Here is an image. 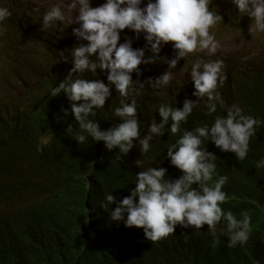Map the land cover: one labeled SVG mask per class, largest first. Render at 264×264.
<instances>
[{"label":"clouds","instance_id":"clouds-1","mask_svg":"<svg viewBox=\"0 0 264 264\" xmlns=\"http://www.w3.org/2000/svg\"><path fill=\"white\" fill-rule=\"evenodd\" d=\"M230 2L238 16L252 21L249 33H264V0ZM77 3L73 23L79 26L72 34L85 42L77 46L36 30L32 20L18 25L23 40L58 60L52 57V63L31 71L29 78L38 88L50 90L54 103L70 104L79 128L74 137L77 161L55 190L61 220L55 229L38 219L27 221L21 236L26 252L51 244H80L79 254H93V264H111L114 254L134 264H175L167 256L155 259L150 246L180 229L185 230L181 237H194L182 247L191 257L206 254L205 244L224 239L232 263L242 258L244 264H264V244L247 253L254 247L249 241L251 216L244 213L238 219L221 207L228 176L214 180L225 158L255 157L250 150L262 139L257 130L264 129V121L259 124L239 105L226 104L217 91L227 80L223 60L228 56L198 60L191 70L178 68L189 54L188 63L198 52L216 55L219 44L210 29L223 17L209 6L218 5L217 0H104L97 7L90 6L91 0H72L69 10ZM11 16L8 7H0V24ZM64 19L60 7L53 5L42 17L41 31ZM127 29L135 39L143 35L144 47L133 48L128 38L119 43ZM104 72L101 80L85 76ZM182 89L188 96L177 100ZM165 94L175 97L174 105L162 104ZM201 99L206 100V115L216 113L218 106L219 114L206 124H188ZM158 105L159 122L154 113ZM68 114L65 109V117ZM72 131L70 124L67 132ZM166 132L167 141L174 143L161 161L168 159L179 170L178 177L166 175L164 167L148 168L140 158ZM256 167L262 168L258 174L263 172L264 158ZM126 242L136 247L132 256L118 249ZM79 258L75 256L77 264H84L85 258Z\"/></svg>","mask_w":264,"mask_h":264},{"label":"trees","instance_id":"trees-1","mask_svg":"<svg viewBox=\"0 0 264 264\" xmlns=\"http://www.w3.org/2000/svg\"><path fill=\"white\" fill-rule=\"evenodd\" d=\"M218 5L209 6V9L218 12L223 21L215 25L210 31L217 33L220 26L234 28L240 26L237 9L230 0H217ZM28 7V6H27ZM26 10V9H25ZM223 11L229 12L223 14ZM25 18L24 16H20ZM247 17V16H246ZM242 20L244 25L248 21ZM18 15L10 17L11 23L6 30L0 33V73L4 77L1 82H14L13 92H8L0 99V264H77L75 256L85 258L78 248L80 244L68 247L63 244L43 246L36 253L26 252V244L21 242L23 227L27 221L35 219L44 224H50L55 229L61 220V207L55 195L58 183L74 167L77 161L75 133L79 128L70 112V104H56L50 99V90L42 86L37 87L31 81L29 73L42 68L48 62V56L35 50L30 42L23 40V31L18 25L27 22ZM9 19V20H10ZM243 37L248 44L242 49L234 51L224 58V71L227 80L217 91L225 103L232 102L244 109L245 114L258 119L259 124L264 121V42L260 33H249V24L244 25ZM130 30L121 32L119 43L126 38L132 39L133 48L145 45L143 35L139 39ZM25 42H23V41ZM19 43L23 46H20ZM251 52L250 50H253ZM41 57V58H40ZM214 60L206 54H196L187 64L179 63L180 67L191 70L198 60ZM52 66L53 65H48ZM180 74L184 78V74ZM106 72L98 76L85 73L88 79H104ZM107 83V81L105 82ZM190 80L185 81L186 90L189 89ZM45 90V91H44ZM164 103L174 105L173 95L165 94ZM188 96L181 90L177 100ZM206 100L201 99L188 124H206L219 114L217 112L206 115ZM161 105V104H160ZM154 113L157 122L159 114ZM68 109L67 117L64 110ZM72 132H67L69 125ZM170 133L161 137V142L154 139L147 155H140L146 167H164L166 175L178 177L180 172L171 166L168 159L161 161L167 152V146L172 141ZM262 137L259 145L254 149L253 156L247 155L243 161L230 157L220 163L223 169L217 167L214 180L217 176H228V183L223 191L227 194L225 202L221 205L225 212H231L238 219L244 213L251 216V235L249 241L254 244L247 253H252L256 246L264 244V170L257 168L256 164L264 158V129L257 130ZM249 152V153H250ZM250 159V160H249ZM213 180V182H214ZM223 223V222H222ZM180 229L167 240L150 246L155 259L169 257L175 264H234L228 259L231 248L223 239L220 243H207L204 246L206 254L200 257L189 255L182 247L193 240V236L181 237ZM115 240V239H114ZM112 240V241H114ZM130 242L120 243L118 249L126 256L136 251ZM93 254L86 256L84 264H93ZM111 264H134L131 259L120 258L116 254L111 258ZM136 264H141L138 262ZM244 264L243 259L239 263Z\"/></svg>","mask_w":264,"mask_h":264},{"label":"rangeland","instance_id":"rangeland-1","mask_svg":"<svg viewBox=\"0 0 264 264\" xmlns=\"http://www.w3.org/2000/svg\"><path fill=\"white\" fill-rule=\"evenodd\" d=\"M71 2L72 0H0V7H8L12 15L16 14L18 16H24L27 21L32 20V23L34 24V27H36V30L40 32H44V34H50L54 38H66L67 45L68 44L70 45L72 41L74 46H77L79 43H85L83 41H78L76 37L72 34V29L74 27L79 26L78 24L73 23V21L75 20L76 16L79 14L80 5L79 3H77V7L75 9L69 10L68 5ZM102 3H104V0H91L90 6L97 7ZM53 5L60 7L61 11L64 14L65 19L62 22H58L50 29L41 31L42 17L44 13H46ZM141 6L143 7V5ZM222 13L227 14L229 12L222 10ZM245 17L239 14V19L237 21H240V26L238 27H234V28H226L223 26L219 27L220 30H218L217 33L215 34V39L218 42L219 47L216 55L212 57L217 58L218 56H230L234 51L238 49H242L248 44L246 39H244L243 37V31L245 29L244 25L248 26L249 24L250 26L252 24V21L248 17H246V20L248 22L243 25L242 20L245 19ZM8 23H10L9 20L0 24V33L6 30ZM260 34H262L263 36L262 41L264 42V33H260ZM0 36L2 35L0 34ZM18 44L22 46L19 43V41ZM169 45H171V42L163 47L165 48L164 49L165 52H167L166 49ZM37 49L38 47L36 46V50ZM41 50L43 53H45L48 56V64L52 63V57L54 58V62L58 63L56 56H52L49 52L43 49ZM199 53L205 54L204 52H198V54ZM191 55L192 54H189L187 57L184 58V60L182 59L179 63L183 65L187 64L188 60L191 58ZM178 68L180 70L184 69L180 67V65H178ZM2 79H4V77L0 73V99L3 98L4 95L7 94L8 92H13L15 85L13 81L9 80L10 84H12V86L9 87V84L7 82L4 84L1 82Z\"/></svg>","mask_w":264,"mask_h":264}]
</instances>
